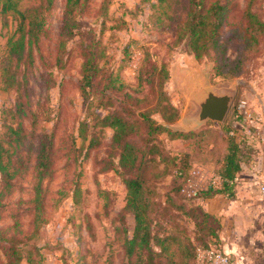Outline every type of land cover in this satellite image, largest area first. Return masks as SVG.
<instances>
[{"label":"rangeland","instance_id":"obj_1","mask_svg":"<svg viewBox=\"0 0 264 264\" xmlns=\"http://www.w3.org/2000/svg\"><path fill=\"white\" fill-rule=\"evenodd\" d=\"M65 1L54 0L45 11L44 32L33 45L32 61H22L18 69L16 60L9 55L8 43L16 33L19 17L8 14L0 18V139L7 133V125L16 126L19 122L29 137L41 132L54 134L51 155L54 173L42 183L41 224L35 228V178L30 168L13 181L14 190L4 200L0 233L8 241L0 243V264H15L16 257L9 256L10 246L21 257L17 264H28L30 256L41 259L44 264L126 262L124 239L132 235L134 223L124 210L126 188L122 178L109 170L110 161L115 165L118 162L111 150L114 131L93 125L97 124V114L115 111L126 117L129 108L133 115L128 118L137 120L140 111L153 106L133 101L152 97L149 86H140L146 77L142 75L145 60L166 64L169 78L164 90L178 110V119L168 126L171 132L160 133L153 142L163 149L164 155H169L168 159L195 149L194 160L206 164L209 154L218 148L210 134H196L214 125L212 121L201 124L204 126L200 128L199 124L195 125L197 106L209 92L228 94L232 98L225 122L217 126L220 128L236 119L238 105H264V38L258 52L247 62L243 75L223 80L213 77V61L197 60L185 42H176L177 23L165 21L166 8L159 0H82V8L75 15L78 25L70 37L62 33ZM45 3L46 0H21L19 10L27 13ZM249 4L264 20V0H229L230 13L222 29L223 41L233 36L238 24H244L242 15ZM92 52L99 68L98 89L85 99L81 90L83 63ZM226 55L229 60L236 58L235 42L230 43ZM7 71H16L18 84L7 87ZM111 73L123 83L121 90L117 89L119 84L116 89L107 87ZM103 89L104 94L111 93L110 97L99 94ZM153 118L161 123L157 114ZM83 120L92 126L85 141L79 137ZM244 120L240 117L237 122ZM234 127L239 133V126ZM172 133L189 137L176 138ZM91 140L94 147L89 149ZM20 154L25 156L23 151ZM20 154L14 155L13 160ZM23 161L25 167L34 165L28 159ZM170 167L171 164L167 169L169 175L155 185L159 206L158 223L154 226L156 236L170 237V240L164 244L167 251L155 256L153 263L196 264L191 256L184 258L179 254L182 248L186 252L190 240L193 241L194 224L177 208L179 202L171 204L166 211L162 204L167 197H174L171 189L176 187V180L170 174ZM197 177L192 173L188 184L193 186ZM184 193L194 196L188 186ZM186 240L190 243L186 244ZM154 245L157 250L163 247Z\"/></svg>","mask_w":264,"mask_h":264},{"label":"trees","instance_id":"obj_2","mask_svg":"<svg viewBox=\"0 0 264 264\" xmlns=\"http://www.w3.org/2000/svg\"><path fill=\"white\" fill-rule=\"evenodd\" d=\"M54 0H46V3L37 10L23 13L19 10L21 0H0V18L8 14H17L19 25L14 36L9 40V55L16 60V69L20 63H31L33 45L37 44L44 32L45 11L49 10ZM165 5V21L177 23L175 39L177 43L185 42L190 52L197 60L207 59L214 62L213 77L223 80L239 78L243 75L245 67L252 55L258 52L260 43L264 38V20L251 9L249 4L242 15L244 24H238L233 29V36L227 40L222 39V29L227 22L230 8L229 0H159ZM82 0H66L64 8V24L62 33L70 37L76 28L75 15L82 8ZM169 26V25H168ZM231 42L237 46V56L234 60L227 58V51ZM143 73L146 75L144 84L149 86L152 97L145 96L143 99H134L137 104H152L150 109L140 111L132 120L131 109L129 116H123L119 112L109 111L106 115L97 114V124L94 127L113 129L111 141L113 153L118 158L115 165L110 161L109 170H114L121 178L126 188L125 211L133 218L132 235L124 239V251L126 262L123 264H154L155 256L167 251L164 246L170 237H158L154 232L156 227V216L158 215V200L156 198L155 185L169 175L168 168L171 164L170 174L173 173L176 187L171 189L174 197H167L163 202L165 211L168 207L177 204L183 216L194 224L193 241L186 240L187 251L182 248V257L191 256L196 262L198 249H211L217 246L218 226L215 221L196 201L207 199L217 195L232 196L234 194L235 182L244 164L249 161V150L237 140L235 122L232 119L219 129L209 126L197 132L202 136L204 132L214 138V146L217 149L209 154L208 162L194 160L196 150L189 153H177L170 159L164 155L163 149L154 145V138L160 133L171 131L168 126L178 119V110L171 104L164 85L169 78L166 64H158L145 60ZM99 72L95 54H87L83 63V78L81 83L82 94L88 99L97 91V74ZM8 76L5 83L8 86L18 84L16 71H7ZM141 81V80H139ZM110 89L121 90L124 85L111 73L108 77ZM109 88V87H108ZM103 89L99 94L110 97L111 93L104 94ZM126 97L132 100L130 94ZM143 108V107H142ZM127 109V108H125ZM160 117L161 123L155 121L153 115ZM26 116L25 114L23 115ZM242 120V119H239ZM92 127L90 123L83 120L79 125V137L85 141L87 132ZM7 133L0 139V219L5 210L4 200L14 190L13 181L28 169H32L35 185L33 187L35 207L34 224L39 228L41 224V194L42 183L54 173V161L51 159L54 149V134L38 133L36 135L25 133L22 123L16 126L7 125ZM176 138H188L189 135L172 133ZM209 135V136H210ZM138 138V139H137ZM90 141L89 149L93 148ZM20 151L25 153L20 154ZM198 151V150H197ZM16 154L18 157L13 160ZM168 156V157H167ZM34 162L28 167L24 165L23 159ZM169 165V166H168ZM196 168L212 169L214 174L221 180L220 188L210 185L205 190H199L195 196H186L185 190ZM150 180L152 181L150 183ZM176 195V196H175ZM163 209V211H164ZM0 233V243L7 242ZM163 246L161 250L155 249L154 244ZM9 256H15V264L21 261V257L13 246L8 248ZM189 252V253H188ZM137 261H133V257ZM145 259V261L143 260ZM28 264H44L41 259L33 256L28 257ZM110 264V263H109Z\"/></svg>","mask_w":264,"mask_h":264},{"label":"crops","instance_id":"obj_3","mask_svg":"<svg viewBox=\"0 0 264 264\" xmlns=\"http://www.w3.org/2000/svg\"><path fill=\"white\" fill-rule=\"evenodd\" d=\"M246 108L244 122L234 126H239L237 140L249 150V161L236 179L234 194L196 201L218 226L217 247L230 257L231 264H264V197L260 191L264 185V105ZM217 126L214 123L213 127ZM193 173L198 181L187 186L195 195L210 185L220 188L221 180L212 169L196 168Z\"/></svg>","mask_w":264,"mask_h":264},{"label":"water","instance_id":"obj_4","mask_svg":"<svg viewBox=\"0 0 264 264\" xmlns=\"http://www.w3.org/2000/svg\"><path fill=\"white\" fill-rule=\"evenodd\" d=\"M232 98L228 94H215L209 92L206 98L198 105L196 121L198 124H205L212 121L223 124L231 108Z\"/></svg>","mask_w":264,"mask_h":264},{"label":"built area","instance_id":"obj_5","mask_svg":"<svg viewBox=\"0 0 264 264\" xmlns=\"http://www.w3.org/2000/svg\"><path fill=\"white\" fill-rule=\"evenodd\" d=\"M246 105L242 103L237 106L235 118L238 119L242 117L245 119L247 117ZM262 196L264 197V185L260 187ZM195 195V192H193ZM196 264H231V259L228 255L221 252L217 246H214L211 249H198Z\"/></svg>","mask_w":264,"mask_h":264}]
</instances>
